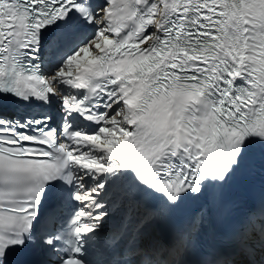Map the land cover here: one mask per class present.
<instances>
[{"label": "snow or ice", "instance_id": "snow-or-ice-1", "mask_svg": "<svg viewBox=\"0 0 264 264\" xmlns=\"http://www.w3.org/2000/svg\"><path fill=\"white\" fill-rule=\"evenodd\" d=\"M4 101L0 264H264V204L222 247L207 208L149 232L264 156V0H0Z\"/></svg>", "mask_w": 264, "mask_h": 264}]
</instances>
